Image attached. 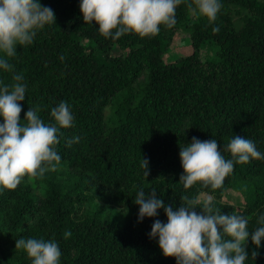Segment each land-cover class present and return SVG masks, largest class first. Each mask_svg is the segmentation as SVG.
I'll return each mask as SVG.
<instances>
[{
  "label": "trees",
  "instance_id": "trees-1",
  "mask_svg": "<svg viewBox=\"0 0 264 264\" xmlns=\"http://www.w3.org/2000/svg\"><path fill=\"white\" fill-rule=\"evenodd\" d=\"M41 3L54 10L56 23L39 30L31 44L18 45L11 58L27 85L20 117L33 107L52 121L51 107L64 100L74 121L61 126L56 169L0 188V264H31L26 251L15 248L20 236L56 239L60 264H177L148 235L153 220L167 219L163 208L157 217L137 219L140 187L154 188L173 207L186 203L184 197L210 194L221 212H238L250 230L257 227L264 211V159L235 163L215 189L199 181L185 188L179 151L193 136L214 137L220 146L234 134L264 151V0H222L212 23L193 13L194 0H182L174 26L115 39L100 33L94 20H83L79 0ZM213 25L219 30L213 32ZM180 32L192 51L170 53L167 60ZM206 41L216 50L204 58ZM11 77L0 71L5 82ZM74 135L80 139L69 146L66 139ZM230 188L244 202L224 199ZM246 250L245 264H264V239L257 247L249 237Z\"/></svg>",
  "mask_w": 264,
  "mask_h": 264
},
{
  "label": "clouds",
  "instance_id": "clouds-1",
  "mask_svg": "<svg viewBox=\"0 0 264 264\" xmlns=\"http://www.w3.org/2000/svg\"><path fill=\"white\" fill-rule=\"evenodd\" d=\"M182 0H79L83 20L98 24L105 37L113 39L135 31L141 36L155 35L160 25L176 24V7ZM197 17L206 16L215 21L222 0H194ZM191 7V5H190ZM56 23L54 10L41 0H0V71L11 72L12 82L0 79V188H16L25 175L42 176L58 167L61 154L56 145L61 126L73 124L74 113L68 102L61 100L51 107L52 121L45 122L38 109L29 107L23 119L19 101L26 96V83L22 73L15 71L12 59L18 45L34 41L39 30ZM219 30L213 25L212 31ZM23 121V122H22ZM79 135L66 139V143L79 141ZM231 153L226 157L224 152ZM179 156L183 172L179 180L188 188L199 181L213 189L224 183L235 163L251 158L264 159V151L247 136L234 134L226 144L218 146L216 138L200 139L193 136L180 145ZM143 174H149L147 158L142 157ZM186 203L177 207L167 203L153 188L146 192L140 187L135 194L139 205L137 219L157 217L163 208L167 219L153 220L148 233L156 238L165 256L172 255L177 264H245L249 253L246 244L251 241L259 247L264 239V211L257 216V227L249 229L248 218L238 212L223 213L213 203V196L183 198ZM199 206L201 211L196 210ZM71 235L66 230L65 237ZM15 248H21L31 257V264H60L61 249L54 238L20 236ZM256 255L253 250L252 256Z\"/></svg>",
  "mask_w": 264,
  "mask_h": 264
},
{
  "label": "rangeland",
  "instance_id": "rangeland-1",
  "mask_svg": "<svg viewBox=\"0 0 264 264\" xmlns=\"http://www.w3.org/2000/svg\"><path fill=\"white\" fill-rule=\"evenodd\" d=\"M195 11H193L194 13ZM195 14V13H194ZM216 50L215 45L213 44L212 41H206V43L203 45L202 47V55L203 57H211L212 55H214ZM192 51V46L191 44H189L186 41L185 36L183 35V33H179L176 35V37L174 38L172 45H171V51L165 54V57L167 60L173 59L171 54L172 53H178V54H185V53H189ZM171 53V54H170ZM111 108L107 107L106 109V113L107 115L110 113ZM206 196V194H203L201 196V198L203 199ZM232 197V200L234 201L236 198H239L240 200H242L244 202V196L239 192V191H235L233 189H229V191L223 195L224 199H228Z\"/></svg>",
  "mask_w": 264,
  "mask_h": 264
}]
</instances>
